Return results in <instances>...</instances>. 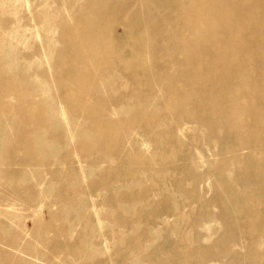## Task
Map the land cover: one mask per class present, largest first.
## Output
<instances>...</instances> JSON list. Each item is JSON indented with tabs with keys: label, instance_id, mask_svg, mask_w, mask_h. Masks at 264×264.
Here are the masks:
<instances>
[{
	"label": "bare ground",
	"instance_id": "bare-ground-1",
	"mask_svg": "<svg viewBox=\"0 0 264 264\" xmlns=\"http://www.w3.org/2000/svg\"><path fill=\"white\" fill-rule=\"evenodd\" d=\"M81 1L87 4V8L77 16L93 17V23L76 22L71 25L67 21L56 22L53 28L57 32L51 40L47 38L32 46V49L43 53L45 63V69H39L40 66L34 68L35 80L49 86L53 92L51 97H57L74 114H81L79 119L86 122L82 130L92 136L98 148L122 144L126 132L136 128L156 132L163 142L157 143L153 152L164 154L162 173L168 174L176 191L191 186V192L185 195L184 200L198 209L191 212L183 207L182 211L190 215L194 227L202 220H213L221 226L218 239L207 245L198 243L186 247L170 239L166 243L149 246L147 252L137 255H127L124 247L117 245L115 250L109 248L102 256L110 259V255L117 254L116 258L104 262L120 259L126 264L137 258L152 264H240L241 261L264 264V0H180L174 5L168 4V0H157L162 5L159 10L173 14V19L160 22L150 19L153 10L147 5L145 8L142 0ZM127 1V9L119 8ZM34 10L31 8L28 12L29 21ZM49 12L50 8H44L38 11L37 16L46 20ZM114 12L126 20L120 35L122 38L113 37L111 14ZM161 25L167 26L168 33L177 30L182 33L173 41L186 54L184 63H177L171 57L165 60L156 57L154 51L142 58L135 54L134 64L121 62L140 43L127 52L120 44L122 40L142 33L146 38L140 45L150 44L151 35L163 34L159 28ZM60 41L64 43L62 46ZM53 47L63 49V55L59 54L54 62L46 57L45 52ZM144 48L151 50L150 46ZM151 58H155L154 61L151 62ZM113 59H120L112 65L113 69L105 71L101 68ZM111 73L122 76L133 90H143L137 97L156 94L160 105L169 104L173 112L156 113L138 107L132 113L129 125L122 123L120 118L104 116L100 103L105 98L92 92L91 85L95 88L96 78ZM3 76L1 70L0 78ZM55 79L58 84L50 87ZM4 92L5 88L0 87V106L9 107ZM29 96L35 94L30 92ZM33 107L32 103H23V113L18 114V122L15 123L18 125L14 131L18 134L34 131L45 141L59 139L58 131L52 130L58 127L54 116L44 115L37 123L29 121ZM6 119L8 125L13 123L12 116ZM44 128L48 132L45 133ZM2 134L9 135V130ZM184 138H188L192 146L183 148ZM75 142L71 135L70 144L77 146ZM140 143L145 147L148 145L144 139ZM65 147L63 143L60 149ZM14 151L21 150L16 148L0 154V168L6 174L28 168L27 156L15 160ZM61 158H47L43 167L35 168L37 172H46L57 183L55 190L51 187L46 189L48 200L62 205L64 195L72 188L94 195V191L85 187V181L92 178L77 180L73 168L65 166ZM136 160L134 155L129 158L139 170L148 167ZM183 161L187 162L186 166L180 165ZM197 165L210 166L208 172L213 176L211 186L204 193L199 190V183L205 173L196 172ZM109 169L96 168L94 174H104ZM99 185L100 190L108 195H126L120 188L116 192ZM17 201L15 188H11L6 180L0 181V203L6 206L7 211L14 212L20 205ZM30 201V198L22 199V206ZM42 204L27 207L32 212L28 216L33 219L30 226L23 222L10 232L9 236L15 237L18 235L16 228L22 229L19 233L22 248L13 246V251H10L6 247L8 244L0 241V264H34L33 259L38 257L32 253L38 248L45 255L70 251L69 230L67 237L62 236L58 240L45 238L46 232L52 230L54 219H40ZM152 208L160 209L156 203ZM161 211L171 213L169 208ZM116 226L124 232L127 242L136 240L137 235L125 229L127 226L124 227L123 221ZM27 227H31L28 236L24 233L28 232ZM80 245L81 242L77 250ZM240 248L244 249V255L239 254ZM79 253L86 256L83 251ZM49 257L51 260L42 258L40 261L70 264L68 257L64 261H54V256Z\"/></svg>",
	"mask_w": 264,
	"mask_h": 264
},
{
	"label": "rangeland",
	"instance_id": "rangeland-1",
	"mask_svg": "<svg viewBox=\"0 0 264 264\" xmlns=\"http://www.w3.org/2000/svg\"><path fill=\"white\" fill-rule=\"evenodd\" d=\"M42 1L0 0V76L1 70L4 73V76L0 78V87L5 88L6 102L10 104L9 107L3 104L0 106V154L18 148L22 154L14 151L15 160L27 156L28 163V168L21 171L13 170L9 174L4 173L0 168V181L6 180L11 188H15L16 200L20 204L14 212H9L6 206L0 203V241H5L8 244L6 247L10 251H13V246L22 248L19 235L22 229L16 228L15 232L18 235L15 237L9 236L10 232L16 225L23 222L30 226L33 219L28 216L32 212H29L27 207L37 206L39 203L42 204V201L44 204L39 211L40 219H54L52 230L46 232L45 238L58 240L62 236L67 237L66 233L69 230L70 251L67 253L55 251L45 255L38 248L36 252L32 253L38 257L33 259L34 264H45L40 260L42 258L51 260L50 255L54 256V261H64L68 257L70 264H123V260L120 259L110 263L104 262L115 259L117 254L110 255V259L108 256H102L109 248L115 250L117 245L123 246L127 255H137L140 252H147L150 249L149 246L166 243L170 239L186 247H193L198 243L207 245L217 240L221 230L219 223L213 220H202L194 227L190 215L182 211L183 207L191 212H196L198 209L196 205L189 206V203L184 200L185 195L190 194L191 186L180 192L176 191L173 188L174 185L170 183L168 174L162 173L161 167L165 163L164 154L163 152V155L153 152L156 144L163 142L156 132H152V130L146 132L143 128H136L135 131L126 132L122 144L117 143L98 148L94 145L92 136L82 130L83 124L86 122L79 119L81 114H74L62 105L57 97H51L53 92L49 86L35 80L34 68L40 66L39 69H45V63L43 53L32 49V46L47 38L51 40L52 35L56 34L54 32H57L53 28L56 22L67 21L71 22V25L76 22L93 23V17L77 16L84 13L87 8V4L81 0ZM142 1H144L145 8L147 5L153 10L150 19L155 22L173 19L171 12L166 13L159 10L162 5L157 0ZM178 3L180 0H168L170 5ZM127 4L129 5L128 1L125 2V6H119V8L127 9ZM31 8H35V10L29 21L28 12ZM44 8H50V12L46 20H41L37 13ZM112 11L114 10L111 9ZM133 16L135 15L133 14ZM111 18L114 21L112 23L114 25L113 37L122 38L120 35L126 20L121 19L116 12L111 14ZM45 24L48 25L47 28L43 27ZM159 28L163 30V34L151 35L150 44L140 45L146 38L142 33L133 34L122 40L120 44L127 52H130L128 49L134 48L140 43L135 48L136 50L134 49L130 54L127 53L126 58L121 62L134 64L136 63L135 57H133L135 54L142 58L147 53L150 54L151 51H154L156 57L164 60L171 57L177 63H184L186 54L181 48H177L178 44L173 41L182 33L179 30L168 33V28L165 25H161ZM8 33L9 35H7ZM63 44L60 41V46ZM148 46L151 47V50L144 48ZM62 51L63 49L59 50L53 47L52 50L45 51L46 57H50L54 62L58 60L59 54L63 55ZM154 59L151 58V62ZM118 61L120 59L110 60L101 68L109 71L113 69L112 65H116ZM180 64L177 65L179 68ZM95 80L96 84H93L95 88L91 85V90L105 98L100 103V111L104 113V116L120 118L122 123L129 125V123L131 124L130 117L138 107L148 108L156 113L173 112V108L169 104L160 105L156 94L142 98L137 97L142 94L143 90H133L128 82L117 73L101 76ZM58 82L55 79L50 87L55 86ZM152 84L155 85L153 82ZM30 92H33L35 96H29ZM132 95L136 97H132ZM26 98L28 99L20 102ZM24 102L34 104L33 110L29 114L31 123L41 121L44 115L54 116L58 127L52 130L58 131L59 139L45 141L34 131H26L22 134L14 131L18 125V123L15 124L18 122V114L23 113L21 108ZM51 106L55 108L52 109ZM8 116H12L13 122L9 125L6 119ZM173 123L171 125L177 129ZM5 130H9V135L2 134ZM43 131L48 132L45 128ZM71 135L75 137L77 146L70 144ZM141 139L148 143L147 147L141 145ZM189 141L188 138L183 139V148L187 145L192 146ZM63 143L66 144V147L60 149ZM141 148H144L145 151ZM49 152H51L50 157ZM131 155H134L140 164H147L148 167L145 170L134 167L129 161ZM59 156H62L61 159L65 166L73 168L77 180L92 178L90 181H85V187L94 191V195L98 193L96 197L93 198L94 195L88 194L86 191H77L72 188L65 195L63 192L65 198L62 205H58L54 200H48L47 195L49 194H46V189L51 187L52 190H55L57 183L55 180H51L46 172L39 170L37 172L35 168L43 167L47 158ZM180 165L186 166L187 162L183 161ZM96 168L110 169L104 174L101 172L94 174ZM208 169L210 166L197 165L195 167L196 172L205 173L199 183V190L202 193L206 192L212 184L213 176H211V172H208ZM99 184H103L104 187L111 190L114 189L116 192L120 188L126 195H122V193L108 195L100 190ZM25 198H30L31 201L22 206V199ZM39 200L42 201L38 202ZM154 203L160 209L152 208ZM167 208L171 213L165 214L161 211V209ZM121 221L124 222V227L127 226L125 229H129L137 235L135 241L131 243L126 241L124 232L116 226ZM27 230L28 232L24 233L28 236L31 227H27ZM80 242L81 245L77 250L76 247ZM82 251L86 253V256L82 257V254L79 253ZM244 253V249L240 248L239 254L244 255ZM126 264L152 263L132 258ZM240 264L247 263L241 261Z\"/></svg>",
	"mask_w": 264,
	"mask_h": 264
}]
</instances>
